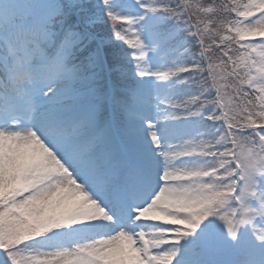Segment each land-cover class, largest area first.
Here are the masks:
<instances>
[{
  "label": "snow or ice",
  "instance_id": "1",
  "mask_svg": "<svg viewBox=\"0 0 264 264\" xmlns=\"http://www.w3.org/2000/svg\"><path fill=\"white\" fill-rule=\"evenodd\" d=\"M0 264H264V0H0Z\"/></svg>",
  "mask_w": 264,
  "mask_h": 264
},
{
  "label": "trees",
  "instance_id": "2",
  "mask_svg": "<svg viewBox=\"0 0 264 264\" xmlns=\"http://www.w3.org/2000/svg\"><path fill=\"white\" fill-rule=\"evenodd\" d=\"M217 2H219V0H217Z\"/></svg>",
  "mask_w": 264,
  "mask_h": 264
}]
</instances>
